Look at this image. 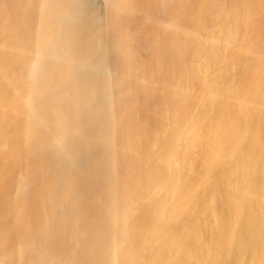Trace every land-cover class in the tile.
Returning a JSON list of instances; mask_svg holds the SVG:
<instances>
[{
	"label": "bare ground",
	"instance_id": "1",
	"mask_svg": "<svg viewBox=\"0 0 264 264\" xmlns=\"http://www.w3.org/2000/svg\"><path fill=\"white\" fill-rule=\"evenodd\" d=\"M0 264H264V0H0Z\"/></svg>",
	"mask_w": 264,
	"mask_h": 264
}]
</instances>
